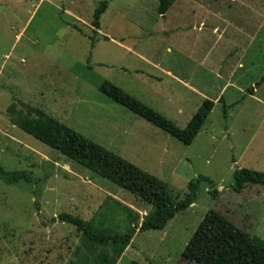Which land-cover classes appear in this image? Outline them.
I'll return each mask as SVG.
<instances>
[{"label": "rangeland", "instance_id": "rangeland-1", "mask_svg": "<svg viewBox=\"0 0 264 264\" xmlns=\"http://www.w3.org/2000/svg\"><path fill=\"white\" fill-rule=\"evenodd\" d=\"M103 1L108 7L96 29L93 15ZM174 2L220 6L214 13H168L192 15L186 19L189 25H197L203 15L209 29L216 27L215 33L211 35L207 26L173 31L176 19L159 15V0H0V164L9 172L28 171L33 178L31 184L16 185L0 180V264H68L80 236L68 224L50 222L62 212L86 221L94 218L97 228L122 234L136 225L126 206L139 214V223L153 211L124 189L11 126L8 108L13 104L20 108V102L164 182L173 200L183 198L188 183L199 176L213 181L217 197L201 183L193 205L177 213L163 230L136 231L116 264H179L211 212L264 241V186L247 185L238 194L231 189L236 168L264 172V0ZM238 3L253 6L263 20L253 19L251 26L238 27L240 32L231 22V15L234 20L246 13L236 9ZM195 48L211 53L201 68L200 61L183 59ZM246 50L247 57L242 56ZM178 60L192 74L189 78L196 71L204 76L211 70L233 72L232 63L252 65L242 74L238 91L229 88L222 94L226 105L236 102L227 118L222 103L216 102L189 146L98 90L109 81L183 129L198 109L193 106L196 101L181 106L182 113L161 105L153 88L162 86L161 81L147 82L140 72L164 78L158 68L177 71ZM250 88L255 89L252 96L247 93ZM218 89L210 90L209 100ZM223 236L229 252L239 246L229 231ZM190 252L184 264H207L206 256L194 253L193 246ZM229 258L225 253L223 260ZM78 262L85 264L81 258Z\"/></svg>", "mask_w": 264, "mask_h": 264}, {"label": "trees", "instance_id": "trees-1", "mask_svg": "<svg viewBox=\"0 0 264 264\" xmlns=\"http://www.w3.org/2000/svg\"><path fill=\"white\" fill-rule=\"evenodd\" d=\"M174 1L159 0V14H164ZM107 7L108 3L103 1L94 11L92 22L94 28L99 29L100 16ZM261 81H264V76ZM98 90L185 146L192 144L215 105L209 99L203 100L186 126L181 129L159 112L109 81L102 82ZM247 93L252 96L255 89L250 88ZM218 103H222V114L224 118H227V110L235 104L226 105L223 96L219 98ZM19 106L20 108H17L13 104L8 108L12 125L52 150L62 153L73 163L107 179L153 208V211L147 213L139 223V214L126 206L124 210L128 216L134 215L133 224L136 225L122 234L97 228L93 223L94 218L86 221L77 215L66 212L51 218V223L59 222L74 227L80 236L79 246L75 248L73 259L68 264H79L78 259L80 258L85 261V264H116L130 245L136 231L163 230L177 213L183 212L193 205L198 197L201 183H206L210 187L208 193L212 197L218 195L213 181L210 178L199 176L188 183L187 192L183 198L177 197L173 200L168 193L167 185L156 177L83 137L63 123L48 117L40 109L23 102H20ZM0 180L6 185H16L20 181L31 184L33 178L28 171L9 172L0 164ZM247 185L264 186V172L236 168L233 172L232 191L238 194ZM217 215L215 212H211L203 219L193 236L196 242L191 240L179 264H184L185 258L191 257L192 246L194 253L200 251L206 256L203 258L207 264H264V241L244 233L243 230L226 223L219 217L220 215ZM225 231H229V237H233L232 240L237 239L239 243V246L232 247L230 252L225 247L226 238L223 236ZM225 253L230 254L228 261L223 260ZM131 264L138 263L132 262Z\"/></svg>", "mask_w": 264, "mask_h": 264}, {"label": "crops", "instance_id": "crops-1", "mask_svg": "<svg viewBox=\"0 0 264 264\" xmlns=\"http://www.w3.org/2000/svg\"><path fill=\"white\" fill-rule=\"evenodd\" d=\"M206 5L207 4L204 3L197 4V3H186V2L185 3L173 2V4L168 8V10L164 14L162 15L159 14V15H161L163 18L170 17L173 18L174 20L176 19L177 23L173 31H179V30L186 31L189 30L191 27L195 28V26H197V31H198L201 28L204 29L206 26L208 28L207 25L208 22L206 21V17H203V15L198 18L197 25L196 24L189 25L186 19L190 18L192 15H186L181 13V14L168 16V13H171V11H176V10L181 12L211 11V13H214V11L219 12L220 10V6H218L217 4H211L207 6ZM235 7L239 11H244V13L246 12L243 16L236 15L234 20H233L234 16L231 15L232 17L231 22L235 25L236 29H238L239 31L240 29L238 27L251 26L253 19L259 21L263 20L262 14L261 13L258 14V12L253 8V6H247L238 3V6L236 5ZM216 15L217 17H219L220 14L217 13ZM212 17L215 18L214 14L212 15ZM220 17L222 16L220 15ZM209 30L212 31L211 35H213L215 33L216 27L214 26L212 27V29ZM249 41L250 43L252 42V37L250 35H249ZM172 53H173L172 48L167 46V54L172 55ZM247 53H248L247 50L244 51L242 56L245 55V57H247ZM208 54L211 55L209 51L205 52L203 50H199V49L197 50L195 48L194 50H189L186 54H184L183 59L186 58L188 59V61L191 62L193 61V63H196V61H200V63H197L198 65L200 64V66L197 67L201 68V64L204 66L205 62L207 63ZM139 57L142 59L141 55H139ZM152 64L153 63H151V65ZM232 64H235V68L233 72H230V70H228L222 74L221 71L214 72V70L213 71L211 70L205 73L204 76L201 74V72L196 71V73L194 74V78H189L192 76V74L186 73L185 67H181V63L179 62V60L176 63L178 67L177 71H174L172 67L158 68L160 75L163 76L164 78L155 77L149 74L144 75L142 71L140 72H141V76L147 82L152 81L155 83L161 81L163 87L162 86L153 87L155 90L154 97L156 100L160 101L161 105L172 108L177 107L178 112H181L180 107L191 100L196 101L193 105L194 108H196V106L199 107V105L202 103L203 100L208 99V97L210 98L209 95L210 90H212L213 88H217L218 86L219 89L215 97L213 98V102L215 104L214 107L216 106V102H218L219 98L226 90H228L229 88H233L234 90L238 91L237 85L242 81V76H243L242 74L244 73L245 75V72L251 71L252 65L250 64L249 66H247V62H244L245 65L243 68V64L238 65V67H236V63H232ZM238 69H240L239 72ZM163 79L165 80V82H163ZM233 104H236V102H234ZM191 116L189 115V119L191 118Z\"/></svg>", "mask_w": 264, "mask_h": 264}]
</instances>
